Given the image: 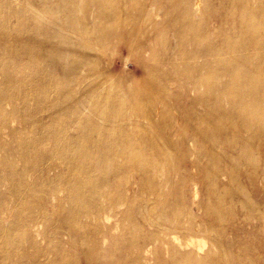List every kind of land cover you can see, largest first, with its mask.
Segmentation results:
<instances>
[{
	"label": "bare ground",
	"instance_id": "bare-ground-1",
	"mask_svg": "<svg viewBox=\"0 0 264 264\" xmlns=\"http://www.w3.org/2000/svg\"><path fill=\"white\" fill-rule=\"evenodd\" d=\"M227 220L264 245V0H0V264H238Z\"/></svg>",
	"mask_w": 264,
	"mask_h": 264
},
{
	"label": "rangeland",
	"instance_id": "rangeland-1",
	"mask_svg": "<svg viewBox=\"0 0 264 264\" xmlns=\"http://www.w3.org/2000/svg\"><path fill=\"white\" fill-rule=\"evenodd\" d=\"M192 3H194V0H192ZM160 18H162V17H160ZM145 40H146L145 38H142V42H145ZM129 44L133 45V42L131 40H128L126 43H122L121 45H117V39L114 38V39L110 40V43L109 42L107 43L106 54L104 56H102V59L104 60V63H107L106 72H108L111 76H113V77L116 75L123 76V77L119 76L120 79L121 78L125 79L124 77L127 76V78L131 79L132 84L134 82H137V84H139V83H142L143 80H146L147 77L145 76L144 72H142V73L140 71L137 72L135 70V67H133L132 64L137 60V57L134 56L133 54H131V56L128 57V52H125V49H127ZM153 48L155 50L160 49L161 44L156 43L153 45ZM110 53H111V55L114 56V59L112 60L111 64H109L110 62H109V59L107 57V54L109 55ZM127 58L129 59L131 67H126V59ZM200 60L203 61L202 58H200ZM173 68H174V65L172 63L166 62L163 60L162 61L157 60V62L154 64V69H153L154 70V77H155L154 83H155V85L162 84L163 86L168 87L170 89V92H173L174 94H177V95L182 94L185 98L184 99L185 104H188L189 99H190L188 96H191V92H193L190 89L191 83L187 77L176 76L175 73L173 72ZM111 69H113V70H111ZM102 71H105V70L102 69ZM172 97L173 96L171 95V98ZM172 101H175V99ZM5 106L7 108L12 107L11 105H7V104ZM23 137H24V135L22 134V136L20 138H23ZM198 186L197 187L199 188L200 191H202L205 188V187H203V185L201 183ZM194 189L195 188H194L192 183H188L186 188H185V191L187 194L186 198L189 199L190 201L193 198L192 195L194 194ZM199 199H202V194L199 197ZM196 209H197V206H196ZM197 212H199V211L197 210ZM198 215L201 216L202 213H200V214L198 213ZM201 218L199 219L201 221V223L198 220L196 222V225L203 227L206 225V223L204 220H201ZM213 227L218 228L222 232H224V234H222V237H223L222 238V240H223L222 244L223 245L228 246L232 242V240L234 241V239H237V243L236 244H235V242L232 243L233 246L229 250L234 255L240 256L243 258L242 260H244V262H239L238 264H249V263L250 264H264V245L259 244V242L257 240V236H256L257 234H256V231L254 229L246 227L245 232L240 233L239 228L243 229L242 228L243 224L239 223L238 226H235L231 223L230 220L229 221L227 220L222 224H214ZM200 234H201L200 235L201 237H199V236H197L199 238L196 237V240H195L196 246H199V244H201V245L203 244V243H199V242H201L202 237L204 238L203 233H200ZM243 234H245L251 238H249V237L245 238V235H243ZM226 235H228V236H226ZM204 240H205V243H204L205 249L216 247L215 244L211 240H208L206 238H204L203 241ZM213 245H214V247H213ZM246 249H248V250H246Z\"/></svg>",
	"mask_w": 264,
	"mask_h": 264
}]
</instances>
